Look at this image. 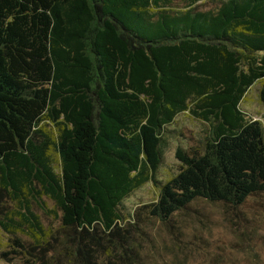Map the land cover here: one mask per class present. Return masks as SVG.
Wrapping results in <instances>:
<instances>
[{"label":"trees","instance_id":"1","mask_svg":"<svg viewBox=\"0 0 264 264\" xmlns=\"http://www.w3.org/2000/svg\"><path fill=\"white\" fill-rule=\"evenodd\" d=\"M204 1L0 0V228L34 235L12 240L26 264L50 248L33 205L73 241L71 264H95L103 241L135 264L145 233L120 209L145 184L157 194L140 210L164 226L199 199L264 193L263 126L240 107L254 84L264 105V0ZM183 113L206 130L161 182Z\"/></svg>","mask_w":264,"mask_h":264},{"label":"rangeland","instance_id":"2","mask_svg":"<svg viewBox=\"0 0 264 264\" xmlns=\"http://www.w3.org/2000/svg\"><path fill=\"white\" fill-rule=\"evenodd\" d=\"M172 5L175 9L185 7L182 0H172ZM195 6L198 10H213L219 6V2L208 0ZM257 91L258 85H252L240 107L252 119L260 120L264 133V105L259 102ZM205 130L206 125L186 113L179 114L166 127L163 162L156 175L159 181L164 182L178 169L175 148L199 147ZM156 194V187L148 183L122 202L120 211L124 223L128 217H134L145 233L142 236L132 233L134 241L140 246L135 264H264V193L249 196L236 207L196 200L186 209L173 214L167 226L140 210L142 205L153 201ZM44 202L48 209H55L49 200L44 199ZM32 210L38 215L49 237L51 249L47 248L44 257L36 249L37 254L28 256L27 262L71 264L74 243L61 244L63 234L59 221L53 216H45L34 205ZM27 231L24 227L22 232L17 231L13 235L0 228V264H26L20 254L12 253L21 251L12 240L17 236L21 245L36 246L34 235ZM97 231L102 234L101 229ZM102 244L93 251L95 264H128L129 259L118 258L110 244L104 241Z\"/></svg>","mask_w":264,"mask_h":264}]
</instances>
